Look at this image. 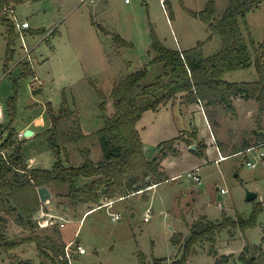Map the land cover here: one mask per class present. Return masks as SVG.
Wrapping results in <instances>:
<instances>
[{
	"label": "rangeland",
	"instance_id": "374dc122",
	"mask_svg": "<svg viewBox=\"0 0 264 264\" xmlns=\"http://www.w3.org/2000/svg\"><path fill=\"white\" fill-rule=\"evenodd\" d=\"M130 2L23 0L8 12L16 24L14 37H9L8 28L0 18V124L8 133L13 131L10 144L4 149L10 155L17 149L23 151L29 169H51L57 160L48 140L47 130L52 124L47 109L51 106L58 110L64 94L70 106L79 110L88 137L68 147L69 158L62 154L63 163L80 166L88 152L94 161L102 160L103 149L95 132L105 125L102 115L115 112L111 97L113 83L145 66L150 70L149 81H154L160 73L159 66L150 64L153 30L170 48L191 49L203 42L204 56L217 53L223 46L221 36L212 34L208 24L193 14L204 10L209 0H166V9L160 0ZM229 2L215 0V20L223 16ZM16 20L20 24L28 21L30 27L20 30ZM238 23L255 60L252 42L257 45L264 42V0L259 7L239 16ZM105 28L114 34L121 33L130 47L119 49ZM8 55L10 61H7ZM28 62L35 76L23 74V65ZM224 78L231 82L256 81L259 74L253 64L229 71ZM95 86L106 96V112L99 106L101 98ZM13 98L16 109L12 118L9 108ZM234 105L235 110L231 112L223 105L210 108L209 121L202 107L193 104L183 108L169 101L157 110H147L137 128L149 159L157 155L161 142L181 133L176 141L178 155L163 157L165 170L173 179L146 194L140 192L116 200L111 207L98 208L86 216L90 205L70 208L64 197L52 193L51 200H40L42 204L35 219L47 213L56 215L59 223L45 227L37 223L34 229L29 225L20 226L8 215L0 214V232L6 240L19 242L33 233L41 237L50 235L67 246L66 240L73 239L69 264H141L140 253L152 264L154 258L174 259L173 253L177 254L179 248L172 242L173 235L189 234V225L202 216L213 221L226 217L250 218L255 205L260 203L263 207L257 213L255 226L246 231L241 227L227 228L217 234L218 257L233 253L228 264H242L239 255L247 242L263 244L264 248V156L261 155L264 140L259 141L260 135H264V114L259 118V104L255 99L236 97ZM27 126L36 132L22 138L20 133ZM193 132L196 139L191 135ZM214 137L218 138L222 153L230 156L219 163L215 161L220 154ZM188 139L193 142L191 145ZM198 143L204 144L201 155L191 148L196 144L197 149ZM252 146L256 149L246 151ZM248 161L255 162L256 166L250 167ZM196 168H199L201 183L187 176L188 171ZM248 191L257 192V198L247 200ZM149 207L153 213L146 221ZM113 214H120L121 218L113 220ZM80 241L87 249L85 254L76 250ZM215 260L209 243L202 242L187 264H214ZM12 262L40 264L36 244L25 242L8 251L0 245V264Z\"/></svg>",
	"mask_w": 264,
	"mask_h": 264
},
{
	"label": "trees",
	"instance_id": "16d2710c",
	"mask_svg": "<svg viewBox=\"0 0 264 264\" xmlns=\"http://www.w3.org/2000/svg\"><path fill=\"white\" fill-rule=\"evenodd\" d=\"M21 1L23 0H0V18L8 28L9 37L16 35V24L9 18L8 12ZM262 2L263 0H230L226 12L218 20H215V0H209L207 7L201 12H193L208 24L212 34L220 35L223 40L220 51L210 56L203 55V42L191 49L170 48L153 30L150 64L159 66L160 73L154 81H149L150 70L145 66L129 72L113 83L111 97L115 112L112 115L103 114L105 125L95 132L103 149V157L99 162H95L88 152L80 166L63 163L62 154L69 158L68 147L86 139L88 134L82 127L79 110L70 106L66 94L58 110L49 106L47 112L52 125L47 130L48 140L57 160L51 169H29L20 149L11 153L9 162L0 155V214L8 215L20 226L29 225L35 229L39 223L35 219V213L42 204L39 187L47 186L54 196L64 197L67 207L77 209L80 205L87 204L90 205L88 210H91L136 193L146 194L151 186L167 181L169 177L162 169L161 160L169 154L178 155L176 141L180 136L161 142L158 156L149 159L137 123L147 110H157L169 101L181 98L184 104L199 103L211 108L223 105L226 111L231 112L235 110L236 97L255 99L259 104L261 118L264 114V42L259 45L252 42L255 51L253 60L238 17L259 7ZM114 41L119 49L131 45L118 33L114 34ZM11 44L12 40L8 44L9 50ZM8 56L7 61H10L11 56ZM253 64L259 74L256 81L231 82L224 78L229 71L249 68ZM23 66L24 75L35 76L29 62ZM95 87L101 98L99 106L106 112V96ZM9 109L13 118L16 109L14 98L10 101ZM7 127L10 129L11 125ZM11 130L4 147L10 144ZM191 135L196 139L195 132ZM262 140L264 135H260L259 141ZM186 141L190 145L193 143L189 139ZM203 147L204 144L198 143L195 152L201 155ZM61 186H66L67 189H61ZM262 207L263 204H256L250 218L239 217L237 220L226 217L222 221H213L202 216L189 225V234L179 232L173 235L172 242L179 248V254L174 259L169 261L167 258H154L152 264H187L195 254L196 246L202 242L209 243L211 254L216 256L214 264H228L232 254L218 257L215 246L218 232L237 227L246 231L255 226L257 213ZM4 236L0 232V245L7 251L25 242H34L39 251L40 264H69L67 244L60 243L50 235L41 237L33 233L21 242L6 240ZM139 259L141 264H149L144 254L140 253ZM239 259L242 264H264L263 244L253 245L247 242Z\"/></svg>",
	"mask_w": 264,
	"mask_h": 264
},
{
	"label": "built area",
	"instance_id": "2783aa9c",
	"mask_svg": "<svg viewBox=\"0 0 264 264\" xmlns=\"http://www.w3.org/2000/svg\"><path fill=\"white\" fill-rule=\"evenodd\" d=\"M160 1L162 3L163 7L166 9V3H165L166 0H160ZM126 2H130V0H126ZM12 10L13 9H11V11ZM16 22H17V26L20 28V30L27 29V28L30 27V24H29L28 21H24L21 24L17 20H16ZM202 109L204 110L203 106H202ZM20 136H22V138H26L27 137L26 132L23 131L22 133H20ZM8 137H9V134L7 132V129L5 128L4 125H1L0 124V155L5 160H8V162H9V159H10L9 150L8 149H4V144L8 140ZM257 148H259V147H257ZM255 149H256V146H252V147L248 148L246 151H253ZM219 154H220V157L215 160L218 163L221 162V161H223V160H225V159H227L228 157H230L228 155L223 154L221 152V150H219ZM261 155L264 156V153H261ZM248 165L250 167H254V166H256V163L255 162L248 161ZM21 171L22 172H26L27 170H21ZM187 176L190 179H192V180H194V181H196L198 183H201L202 177H201V174L199 172V168H196V169H193V170L188 171ZM158 185L159 184H155V185L151 186L150 189L153 188V187H157ZM223 191L224 190H222L221 192L223 193ZM114 202L115 201L107 202L104 205H102V207H111ZM102 207L100 206L98 208H101L102 209ZM152 213H153V209L151 207H149L147 209V212H146V215H145V220L146 221L147 220H150V218L152 216ZM45 216H49V217L44 218ZM55 218H56V215H49V214L46 213V214H42L41 215V217L38 220V222H39V224L41 226H44L45 227V226H48V225H53V224L59 223V220H57ZM112 218H113V220H119L121 218V215L120 214H113L112 215ZM61 225L64 227L63 224H61ZM74 243L75 242L72 241L66 247V255H67V258L69 259V261H72V255H71L70 250H72V246L74 245ZM76 250L80 254L87 253V249L84 248V246H82L81 244H77Z\"/></svg>",
	"mask_w": 264,
	"mask_h": 264
},
{
	"label": "crops",
	"instance_id": "0c3cea01",
	"mask_svg": "<svg viewBox=\"0 0 264 264\" xmlns=\"http://www.w3.org/2000/svg\"><path fill=\"white\" fill-rule=\"evenodd\" d=\"M102 2H105V4L106 3H108L109 2V0H102ZM127 4H130L131 2H126ZM168 13V12H167ZM105 30H107L108 31V33H109V35L113 38V40H114V33L110 30V29H106L105 28ZM118 34H120L121 36H122V34L121 33H118ZM124 38V37H123ZM125 39V38H124ZM128 41V40H127ZM35 79H37V77H35ZM239 98H241V99H244V98H242V97H239ZM171 102H173V103H177V104H181L182 106H183V108H186V107H188V106H191L192 104H184V103H182L181 102V98H179V99H177V100H175V101H171ZM193 105H196L197 107H199V108H201L202 106L199 104V103H194ZM203 108H204V111H205V113H206V115H207V119H208V121L210 120V116L208 117V110L211 108L210 106H208V105H205V106H203ZM1 123V122H0ZM212 123V122H211ZM3 124V123H2ZM29 129H31V130H33L34 132H36L34 129H32L30 126H27L26 128H25V132L28 130L29 131ZM86 133V132H85ZM86 134H88V133H86ZM181 134V133H180ZM179 134V135H180ZM178 135V136H179ZM177 136V137H178ZM214 144H215V146H216V148L217 149H219V150H221V152H223V148H221L219 145V143H218V138L217 137H214ZM219 144V145H218ZM145 147H146V145H145ZM147 151V150H146ZM158 154H159V151H158V153H157V155L156 156H158ZM155 156V157H156ZM164 159V158H163ZM163 159L161 160V165H162V169H163V171L167 174V176L169 177V179H173L174 177H171L168 173H167V170H165V167H164V163H163ZM100 161V160H99ZM99 161H95V162H99ZM168 179V180H169ZM153 193H154V190L152 191V195L150 196V200L152 201L153 200ZM139 194V193H138ZM53 195V194H52ZM137 195V194H136ZM131 196H135V194L134 195H131ZM130 196V197H131ZM130 197H128V198H130ZM127 199V198H126ZM121 200V199H120ZM113 205V204H112ZM97 208H95V209H91V210H87L86 211V213H85V216H86V214H88V213H90V212H93L94 210H96ZM81 221H83V219H81ZM73 239H71V240H66V242L67 243H70L71 241H72ZM79 244H81L82 246H84L85 247V245L83 244V242H79ZM80 254V253H79ZM231 254H233V253H231ZM175 255H176V252H175ZM175 255H173V256H175Z\"/></svg>",
	"mask_w": 264,
	"mask_h": 264
},
{
	"label": "water",
	"instance_id": "95a60500",
	"mask_svg": "<svg viewBox=\"0 0 264 264\" xmlns=\"http://www.w3.org/2000/svg\"><path fill=\"white\" fill-rule=\"evenodd\" d=\"M34 133L33 130L29 129V131L27 130L26 131V135L27 136H31L32 134ZM192 149H196V144L192 145L191 147ZM38 193H39V196H40V200L42 202H46V201H49L51 200L52 198V192L51 190L46 186H42V187H39L38 188ZM258 196V193L257 192H254V191H248V194H247V200H254L256 199ZM219 198L220 200L222 199V196L221 194L219 195ZM173 255H175V252L173 253Z\"/></svg>",
	"mask_w": 264,
	"mask_h": 264
}]
</instances>
